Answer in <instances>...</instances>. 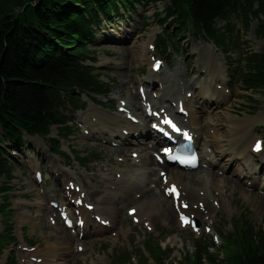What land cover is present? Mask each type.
I'll return each mask as SVG.
<instances>
[{
  "label": "trees",
  "instance_id": "trees-1",
  "mask_svg": "<svg viewBox=\"0 0 264 264\" xmlns=\"http://www.w3.org/2000/svg\"><path fill=\"white\" fill-rule=\"evenodd\" d=\"M153 1L166 2L164 19L172 16L178 33L189 24L224 49L235 48L236 39L228 25L224 31L217 27L216 19L235 12L248 25L251 17L264 15V0H0L2 138L18 144L24 133L43 135L52 124L72 132L58 110L61 94L76 99L77 107L76 89H107L100 74L81 63L93 52L89 44L99 14L119 15L120 8L128 11L135 3ZM260 35L264 37V24ZM242 76L246 88H264V47L247 57ZM12 171L0 148V177L10 179ZM242 232L225 242L226 264H264V233L259 230L253 239L246 221ZM202 251L206 247L198 244L196 261Z\"/></svg>",
  "mask_w": 264,
  "mask_h": 264
},
{
  "label": "rangeland",
  "instance_id": "rangeland-1",
  "mask_svg": "<svg viewBox=\"0 0 264 264\" xmlns=\"http://www.w3.org/2000/svg\"><path fill=\"white\" fill-rule=\"evenodd\" d=\"M138 11L139 13H133L128 21L120 20L121 24L116 29L115 35L97 34L99 38L97 39L96 44L91 45L92 48L97 49V52L93 55V60H89L88 62L92 63L95 66H101L100 69L97 70H100L104 79H108L109 81H111V84L113 86L112 91L110 92L111 94L123 93L130 97H133L131 88L133 87L134 82L137 80V78L141 77V73L144 71V69L140 68V62L137 60V58H135V56H137V52L139 53V43L142 40L148 39L150 36L153 37L155 33L160 30L158 22L153 17V14L155 12L153 6L146 8L138 7ZM144 21H147L146 27L143 24ZM233 22L239 25L238 20L234 19ZM255 26L256 21L253 20L250 23L249 29L243 30L241 40H246V42H244V44L242 45V49L244 51L258 52L261 50L263 40L258 39L255 36ZM111 34L114 33L112 32ZM179 39L182 40L183 38L180 37ZM208 43L211 44V42ZM202 44L203 40L201 38L196 39L192 36L183 41V46L185 50L189 49L188 51H198L203 55V57H205V50ZM243 55L244 54L241 52L234 53L232 58L234 61L239 60L240 58H242ZM224 58H226L225 60H227V62L232 61V58L229 56L224 55ZM102 59L108 60L109 63L105 65L102 64ZM119 65L122 66L123 69L116 70L115 67ZM229 83L233 91V96L231 98V101L227 104V108L234 116L240 117L242 119L246 116L252 118L256 113L259 114V112L264 109L263 90L244 91L243 89H241L239 76L233 70L229 71ZM250 96L253 97L254 101H250L249 98L247 99V97ZM252 106L256 107L254 111L252 110ZM65 112L67 113L68 111ZM80 114L81 112L74 113L73 117H78L80 116ZM221 117L222 116L219 113L218 116H212V120H221ZM205 122H207V119L203 117L201 124L204 125ZM254 123L258 124L259 122L256 121ZM221 129L223 134H225L226 129ZM261 131L264 132V129H261ZM55 135H57V128L53 126L50 128L49 136ZM37 141L38 139L34 138V142ZM66 143L71 145V147H73L77 151H89L90 154L94 153L99 156L98 159L109 158L110 160H113L114 155L122 153L106 145L94 143L89 138L82 137L81 135H77L75 137L71 136L69 141H67ZM13 157V160H15L14 163L16 165V179L13 180L12 183L15 186L14 189H17L19 192L18 196H12L11 199L14 204L18 205V209L12 214L11 217V220L13 222V234L15 235L17 241L21 243L27 242V244H29L26 238H32L34 240V244H38V249L40 248L41 251H43L47 246H51V242L57 239L56 235L54 234L56 233L58 235L60 228H56L52 232V234L48 236L45 235L46 230L44 229V227L47 226L45 219L47 211H45L43 208L46 207L45 200L47 199V197H49L46 194L47 190H44L42 194H40V192L38 193V195L41 196L44 201L42 207L40 209H29L30 213L33 216L32 220L31 218H26L25 215L22 214L26 207L20 204L19 195L29 194L31 199H34V195L38 192V189L37 185L34 184L32 180L30 168H26L24 165L23 155L18 151H13ZM73 163V167L77 168L78 172L81 173L83 176L92 175L90 165H87V168L84 169L75 162ZM91 167H93V165H91ZM214 177L216 181L215 183L219 184V176L214 175ZM195 185L201 186L203 185V183L199 181L196 182ZM212 186L213 185H211V188ZM221 187L225 195L227 208V211L223 213L224 216H222L221 218V222H223L224 228H230L229 218L231 219L232 217H237L242 213L245 214L246 217L249 218V220L253 224L257 226L263 225L264 228V199L262 195L257 192L245 190L239 183L235 181V179L232 180L230 176H226L224 178V182ZM45 188H49L50 191H57L53 194L58 195L61 194L62 183H53L48 181ZM33 189H35V192L32 191ZM147 195L152 196V194L146 193L142 195L140 200H143ZM118 201L114 202V205H108L109 207L113 208L112 213L115 215L116 221H119V223L116 225V228L123 227L129 224V221L124 215L125 206L124 204H122V202ZM219 216V214L216 215V218H218ZM168 217L167 215H164L161 212H159L158 214H152V223L156 227L154 231V236H161V238H163L167 232H173L175 237L180 238L182 243L186 245L189 250L192 251L193 238L187 231L180 230L177 225L173 222H170L169 225L164 224L163 219H167ZM33 220H35L36 222L34 225L31 224ZM140 231L143 234L144 230L140 229ZM22 237H24V239H22ZM89 241V239L85 240L86 244L89 243L90 246L91 242ZM72 242H74V238L69 241V245L72 244ZM93 247L94 250H98V248H101L103 246L100 245V243L96 242L95 244H93ZM17 252L20 258L22 256L21 253L18 250ZM68 253H71V248L66 249V247H59L56 252H52L55 257L54 261L51 264H56L63 259H68L69 257H66V254ZM46 257L50 258L49 255ZM97 259L100 264H105L107 262V258L103 254L99 255ZM72 263L79 264L76 254H73Z\"/></svg>",
  "mask_w": 264,
  "mask_h": 264
},
{
  "label": "bare ground",
  "instance_id": "bare-ground-1",
  "mask_svg": "<svg viewBox=\"0 0 264 264\" xmlns=\"http://www.w3.org/2000/svg\"><path fill=\"white\" fill-rule=\"evenodd\" d=\"M210 47V46H209ZM210 52L208 53V69H207V74L208 78L206 80H201L199 83V88L203 91L202 98L206 94H211L214 93L213 88L210 87V81L215 79L218 75V72L216 71L217 65L221 63V59L219 54L215 53L214 51L208 49ZM223 66V65H222ZM134 98V97H133ZM135 99V98H134ZM136 103V100L135 102ZM214 105V104H213ZM216 108V107H215ZM209 110H215L212 108V104H207V102L203 99L202 104L197 107L192 109L190 113V120L191 123L196 126V132L198 133H204L205 130H203V127H209V128H214V131L217 130L216 126H211L209 124ZM89 113V115L84 116V121L89 127H91V131L97 132L102 134V136L105 134H109L114 132L115 128L119 126V123L121 121V116L119 114H114V115H106L103 114L101 109L97 107H93L92 110ZM88 111V112H89ZM201 114H200V113ZM91 115L96 116V122L93 123L89 120V117ZM203 115L205 118H207V122L205 125L201 128V120L203 118ZM259 117H263L262 114L259 115ZM227 124L229 126L230 130H226V134L224 136L225 141L229 145L226 148V150H229L230 155L238 156L243 160L244 166L248 171H251L254 169V166L252 164L251 158L249 157V153L247 152V148L249 147V143L245 145L241 150L238 149L237 143L241 139V135L239 132L241 131H248L244 130L250 126V124L253 122L254 118H247V119H238L237 117L233 115L227 114L226 116ZM133 137L137 136L140 134L137 129H134L133 131ZM107 133V134H106ZM147 133V132H146ZM108 136V135H107ZM124 137V136H123ZM102 138H106L103 136ZM212 143L216 145L218 149L223 145V139L219 135H212ZM202 145L203 147H208L209 143L205 140H202ZM130 145L135 146V143L132 144L130 142ZM125 149V148H121ZM223 149H220L217 155L215 156L214 154L211 155L212 161L216 163H220L221 159L219 158V153ZM125 152V151H124ZM140 159L139 163L132 162L131 160H128V162L125 165L124 169H121V174L123 176L122 179H118L115 182H108L110 184H114V188L111 189L114 191L112 194H120L121 197L125 198L127 196V193L130 191H133V189H137L138 191H147L148 193L150 192L147 182H155V188H158L159 185L161 184L160 178L156 177V172L154 171V166H159L155 161L153 160V157H151L146 149L141 150L140 154ZM131 159V158H130ZM223 167V166H222ZM118 168H116L117 171ZM238 170L241 171V168L239 167ZM168 174L171 176V181H177L181 184L184 185V187L187 186V197L189 199L194 198V190L195 188L199 187L196 184V182H201L205 186V188H209L210 185L215 184V177L214 174L210 173V171L207 170H201L200 173L197 172H185L182 170L176 171V170H170ZM103 176V179L107 180L108 174L106 173H101ZM154 188V189H155ZM106 195H110V192L105 189ZM197 199L199 198V194L196 195ZM111 197V196H110ZM108 197V198H110ZM107 200H114L113 199H108ZM129 198H125L124 201L128 200ZM196 199V200H197ZM122 201V200H119ZM111 205H114V203H110ZM155 209H158L161 213L164 215H167L169 220H174L173 216V208L171 207V203L169 200L165 198H157L156 196L151 197L148 196L145 198L144 202L140 205V210L142 214H151V211H154ZM108 211V210H107ZM108 213V212H107ZM141 214V215H142ZM30 218V217H29ZM113 222L115 221V217H111ZM33 217H31V220ZM36 222L35 220L32 221V225H34ZM50 229V227H48ZM72 240V236L66 232L64 228L60 231V234L57 236V239L53 242L56 245L55 246H65L69 244V241Z\"/></svg>",
  "mask_w": 264,
  "mask_h": 264
},
{
  "label": "snow or ice",
  "instance_id": "snow-or-ice-1",
  "mask_svg": "<svg viewBox=\"0 0 264 264\" xmlns=\"http://www.w3.org/2000/svg\"><path fill=\"white\" fill-rule=\"evenodd\" d=\"M173 127H174V125H173ZM259 147H260V145H259V143H257V149H259ZM165 151H168V150L165 149Z\"/></svg>",
  "mask_w": 264,
  "mask_h": 264
}]
</instances>
